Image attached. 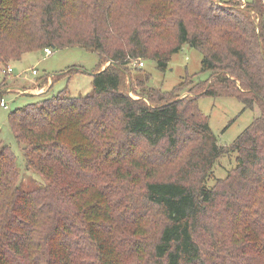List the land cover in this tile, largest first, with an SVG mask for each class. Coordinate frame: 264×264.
<instances>
[{
	"label": "trees",
	"instance_id": "trees-1",
	"mask_svg": "<svg viewBox=\"0 0 264 264\" xmlns=\"http://www.w3.org/2000/svg\"><path fill=\"white\" fill-rule=\"evenodd\" d=\"M263 17L264 0H0L3 68L46 48L100 59L92 95L61 92L9 114L27 170L47 185L24 191L0 142V264H264ZM185 45L207 80L130 95L129 58L165 72ZM187 81L193 96L179 98ZM201 96L259 114L224 147ZM232 153L237 166L215 179Z\"/></svg>",
	"mask_w": 264,
	"mask_h": 264
},
{
	"label": "rangeland",
	"instance_id": "rangeland-1",
	"mask_svg": "<svg viewBox=\"0 0 264 264\" xmlns=\"http://www.w3.org/2000/svg\"><path fill=\"white\" fill-rule=\"evenodd\" d=\"M227 3L232 0H219ZM241 7L246 6V2L252 0H236ZM264 23V17H263ZM203 56L196 49L185 45L183 49L173 54L168 69L164 72L160 70L153 60L130 59L131 74L125 76L124 86L131 87L130 95L137 99L135 92L144 94L148 88L158 89L163 92H170L186 77L193 79L195 83L205 81L209 78V73H201ZM98 54L82 48L53 49L52 55L46 56L44 51L32 52L23 56L18 62H11L14 75L11 77L2 74L3 65H0V101L3 98L8 108L0 105V142L9 145L18 157V164L21 171L20 182L24 191L29 192L47 185V181L32 171L27 170L26 160L22 148L15 141L8 124V117L14 110L27 104L39 102L46 97L56 96L64 92L67 97H87L93 93V74L100 64ZM143 61L145 66L137 67L136 62ZM110 65L108 62L103 69ZM36 69L38 74L33 75L32 70ZM68 70H78L73 75H65ZM147 76L143 84L138 80H143L139 76ZM15 74L24 77H18ZM139 78V79H138ZM189 79V78H188ZM54 81L55 84H54ZM144 81V80H143ZM194 83V84H195ZM54 84V85H53ZM179 98L193 96L189 92L193 84L188 85ZM52 90L46 93L51 86ZM42 97H35L41 96ZM200 111L207 116L211 131L224 147H231L238 137L250 126L258 116V110L244 109L242 102L235 97H210L201 96L197 100ZM33 160L39 159L38 154H32ZM237 166L235 154L222 157L216 164L214 172L215 179H224L229 170ZM215 181H211L210 186Z\"/></svg>",
	"mask_w": 264,
	"mask_h": 264
},
{
	"label": "built area",
	"instance_id": "built-area-1",
	"mask_svg": "<svg viewBox=\"0 0 264 264\" xmlns=\"http://www.w3.org/2000/svg\"><path fill=\"white\" fill-rule=\"evenodd\" d=\"M52 51H53V50L50 49V48H46V49H44V53H45L46 56H50V55H52ZM135 65H136L137 67H139V68H142V67L145 66V64H144L143 61L136 62ZM13 73H14V71H13V68H12V65H11V64H9L7 67H5V68L2 69V74L5 75V76H9V77H11L12 75H14ZM32 74H33L34 76L37 75V74H38L37 70H36V69H33V70H32ZM0 105H1L2 107H4L5 109L8 108L6 102L4 101L3 98H2L1 101H0Z\"/></svg>",
	"mask_w": 264,
	"mask_h": 264
},
{
	"label": "crops",
	"instance_id": "crops-1",
	"mask_svg": "<svg viewBox=\"0 0 264 264\" xmlns=\"http://www.w3.org/2000/svg\"><path fill=\"white\" fill-rule=\"evenodd\" d=\"M15 75L18 76V77H19V76H20V77H24V76H22V75H18V74H15Z\"/></svg>",
	"mask_w": 264,
	"mask_h": 264
},
{
	"label": "water",
	"instance_id": "water-1",
	"mask_svg": "<svg viewBox=\"0 0 264 264\" xmlns=\"http://www.w3.org/2000/svg\"><path fill=\"white\" fill-rule=\"evenodd\" d=\"M105 69H106V68H105ZM105 69H104V70H105Z\"/></svg>",
	"mask_w": 264,
	"mask_h": 264
}]
</instances>
